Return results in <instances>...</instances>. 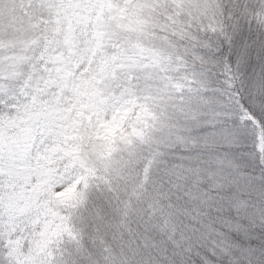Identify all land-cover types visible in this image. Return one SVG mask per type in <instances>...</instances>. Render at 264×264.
I'll list each match as a JSON object with an SVG mask.
<instances>
[{
	"label": "snow or ice",
	"instance_id": "obj_1",
	"mask_svg": "<svg viewBox=\"0 0 264 264\" xmlns=\"http://www.w3.org/2000/svg\"><path fill=\"white\" fill-rule=\"evenodd\" d=\"M0 264H264V0H0Z\"/></svg>",
	"mask_w": 264,
	"mask_h": 264
}]
</instances>
